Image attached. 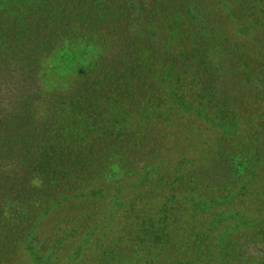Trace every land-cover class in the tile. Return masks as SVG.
I'll return each instance as SVG.
<instances>
[{
  "label": "trees",
  "instance_id": "trees-1",
  "mask_svg": "<svg viewBox=\"0 0 264 264\" xmlns=\"http://www.w3.org/2000/svg\"><path fill=\"white\" fill-rule=\"evenodd\" d=\"M120 2L0 0V79L100 48L0 110V264H264V0Z\"/></svg>",
  "mask_w": 264,
  "mask_h": 264
},
{
  "label": "rangeland",
  "instance_id": "rangeland-1",
  "mask_svg": "<svg viewBox=\"0 0 264 264\" xmlns=\"http://www.w3.org/2000/svg\"><path fill=\"white\" fill-rule=\"evenodd\" d=\"M142 1V0H141ZM145 1V0H144ZM148 1V0H147ZM132 8L139 6L140 0H121ZM120 2V3H121ZM126 26H119L124 28ZM65 49L64 57L59 56L58 51H53L54 47L49 50L48 57L52 62L48 64L43 60L37 66L28 71H22L20 68L6 72L0 79V110H6L13 105L16 100L26 97L37 92L42 87L55 88L59 90L61 86L66 89H73L80 82L81 76L84 75V69L89 63L96 60L99 53V47L90 42L82 41H66L63 45ZM85 49V51H84ZM51 64V66H50ZM40 67V68H39ZM4 72V71H3ZM62 97L65 95L63 91H57ZM109 168H106L107 171ZM118 171L117 168L109 170V176L114 178L113 173Z\"/></svg>",
  "mask_w": 264,
  "mask_h": 264
}]
</instances>
